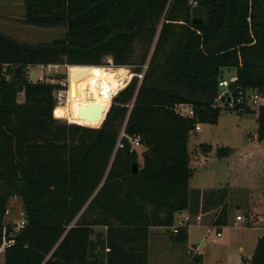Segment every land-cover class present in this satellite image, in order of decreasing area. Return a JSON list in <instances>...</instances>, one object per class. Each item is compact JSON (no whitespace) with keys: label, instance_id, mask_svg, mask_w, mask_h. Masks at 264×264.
<instances>
[{"label":"trees","instance_id":"trees-1","mask_svg":"<svg viewBox=\"0 0 264 264\" xmlns=\"http://www.w3.org/2000/svg\"><path fill=\"white\" fill-rule=\"evenodd\" d=\"M197 1L24 0L25 24L64 27L63 38L32 45L0 31V264H97L95 226L106 227L104 264H149L151 227H164L173 245L188 242L187 226L172 230L176 214L217 211L213 224H229V188H190L188 140L197 124L218 123L215 103L227 93L264 96V0ZM137 42L142 77L120 88L98 128L56 118L61 84L26 77L35 65L96 67L105 58L129 67ZM225 69L236 70V81L221 88ZM99 72L88 73L80 100L108 105ZM179 103L192 104L195 116L176 114ZM257 124L262 141L264 106ZM134 137L146 148L142 165ZM248 193V211L264 217V188ZM13 198L26 222L18 230L5 221ZM244 262L264 264V235Z\"/></svg>","mask_w":264,"mask_h":264},{"label":"rangeland","instance_id":"rangeland-1","mask_svg":"<svg viewBox=\"0 0 264 264\" xmlns=\"http://www.w3.org/2000/svg\"><path fill=\"white\" fill-rule=\"evenodd\" d=\"M28 28L14 33L19 39L17 41L40 45L59 40L64 36L62 27L52 30L34 26ZM153 49L154 47L150 49L146 65L143 67L144 70ZM144 52V46L137 42L135 44L134 65L129 67H115L110 58H105V65L96 67L35 65L29 67L26 71V77L33 82L46 81L61 84L62 89L56 92L58 102L56 118L71 123L69 103H91L88 99L87 101L80 100L82 98V95L80 96L81 91L87 84L86 77L88 78V73L93 74L94 71L100 70L97 77L101 85L109 90L110 107L120 88L128 85L136 75L141 78L142 75L135 73V69L138 67L137 63L140 62ZM85 68H88V70H85ZM8 76L10 78V75ZM235 76V69H225L223 71L224 79L231 80ZM253 96L254 92H248L247 101L251 107V112H229L223 109L220 112L217 124L200 123L201 131L198 132L193 128L190 132L188 150L190 167L193 172L190 179V188L192 190L208 191L227 187L230 191V222L227 226L221 227L223 234L221 238L216 239V227L209 226L210 217L203 218L201 222H193L190 226V244L195 245L197 248L195 255L199 253L204 255L205 264H222L224 257L233 254L229 251L230 242L232 239L239 238L245 232L241 230V227L246 226V221H236V216L241 215L244 217L246 211L249 193L248 189H243L248 185L250 186L252 181L258 186H264V140H259L258 112L256 107L252 105ZM19 101H24L23 95L20 96ZM223 149H228L229 154L225 158H219L218 151ZM136 151L141 154L140 147H137ZM138 162L142 165L140 160ZM234 185L241 187V189L230 188ZM22 213V200L20 198L11 199L5 216L6 223L17 225L23 219ZM212 215L213 213L210 214L211 217ZM180 219L181 216L178 217V220ZM257 234L254 233V237ZM246 254L251 255L249 250ZM183 264H192V259H188Z\"/></svg>","mask_w":264,"mask_h":264},{"label":"crops","instance_id":"crops-1","mask_svg":"<svg viewBox=\"0 0 264 264\" xmlns=\"http://www.w3.org/2000/svg\"><path fill=\"white\" fill-rule=\"evenodd\" d=\"M24 19H25L24 0H0V31L4 32L5 34L11 36L16 40H19L14 35V33L29 29L28 27H32L25 24ZM56 28L59 27L42 28V29L52 30ZM61 29H63L65 34L64 27H62ZM32 45H36V44H32ZM110 100H109V104H110ZM139 147L141 148V154H139L138 152L137 153L139 155V160L141 161V164H143L142 153L146 150V148L142 145ZM231 187L232 189L233 188L241 189V187L235 185L230 186V188ZM250 187L264 188V186H258L255 184L254 181H252V183H250V186L248 185L243 190H246ZM211 213H213L212 217L210 216ZM187 214H190L189 210L176 214L174 226H177L179 222L182 220V218ZM196 215H201L202 220L205 217H210L209 226H212L214 225L213 223L215 217L217 216V211H211L209 213H198ZM179 216H181L180 220H178ZM237 216H241V215H237ZM243 218L245 219L241 221L242 222L246 221L245 222L246 226H242L241 230L245 232L242 233L239 238L232 239L229 245L230 248L229 251L233 252V254L224 257L222 259L223 261L222 264H245L244 260L245 259L250 260L252 258L258 240L264 235V217L259 218L251 214L248 211L246 205V211ZM190 226L191 225L187 226L188 235H189L188 242L183 247L181 246L179 247L171 243V241L169 240V235L167 233V230L164 227H151L150 238H149V264H183L184 262L186 263L188 259L193 260L197 248L195 247V245L190 244V239H191ZM93 230H94V234L91 237V241H93L94 244L101 246L102 249L101 250L96 249L95 256L93 253H91L93 259V260L91 259L92 260L91 262H94V260H96L97 264H104L105 255L107 252L103 247L105 241L106 227L95 226ZM254 233H258V234L254 237ZM248 250L251 253L250 256L246 254L248 253ZM197 255L199 256V258H201V264H205L206 259L203 257L204 255L202 253H199Z\"/></svg>","mask_w":264,"mask_h":264},{"label":"built area","instance_id":"built-area-1","mask_svg":"<svg viewBox=\"0 0 264 264\" xmlns=\"http://www.w3.org/2000/svg\"><path fill=\"white\" fill-rule=\"evenodd\" d=\"M189 5L192 7H196L198 5V1L197 0H189ZM140 77H142V76H140ZM235 81H236V77L231 78V80H227V79L222 78L219 82V87L228 88V86ZM247 99L248 98L243 97V95L236 98L235 96H233V94L227 93L224 96L223 100H219L215 103V106L217 108H221V109L227 110L229 112H233V111L245 112L248 109L251 110V107H250ZM252 105L254 107H256L257 112H258L259 108L261 106H264V96L261 93L255 91L254 96L252 98ZM173 110L175 111L176 114H178L179 116H181L183 118L191 119L195 116L194 107L192 104H189V103L176 104L173 107ZM195 130L198 132L201 131L199 124L196 125ZM123 136H124V134L122 133L121 137L117 143V149L118 148L121 149L124 147V143L122 141ZM129 140H130V143H131L133 148L136 149L137 147L141 146L139 138L134 137V138H129ZM21 215H22L23 219L20 223H18L16 225V230L25 226L26 222H25L24 214L22 213ZM243 219L244 218L242 216L236 217L237 221H241ZM201 221H202L201 215L187 214L182 218V220L179 222V224L177 226L173 227L172 230L176 234V233H178L179 228L189 226L193 222H201ZM213 226H215V225H213ZM215 227H216V239H219L223 235L222 234V228L217 227V226H215ZM10 244L11 243H7V246H10Z\"/></svg>","mask_w":264,"mask_h":264},{"label":"water","instance_id":"water-1","mask_svg":"<svg viewBox=\"0 0 264 264\" xmlns=\"http://www.w3.org/2000/svg\"><path fill=\"white\" fill-rule=\"evenodd\" d=\"M192 23L194 25H201L203 23V19L202 18H193L192 19ZM109 108L106 109V107L103 104L97 103V102H92V103H89V104H80V106H79V108L77 110V115H78V117L80 119H84V118H87V117L91 118V117H96V116L103 115V112L106 110L104 115H103L102 121H101V123H103ZM98 127H94V128H98ZM138 168H139L138 163H134L133 164L134 172H136L138 170ZM193 260H194V262H198L199 261V256L195 255Z\"/></svg>","mask_w":264,"mask_h":264},{"label":"bare ground","instance_id":"bare-ground-1","mask_svg":"<svg viewBox=\"0 0 264 264\" xmlns=\"http://www.w3.org/2000/svg\"><path fill=\"white\" fill-rule=\"evenodd\" d=\"M97 103L103 104L106 107V109H108V107H109V104L107 105L103 102H97ZM80 104H87V103H85V102H70L69 103L68 108H69V112L71 114V120L70 121L75 122V123H80L81 125H84V126L98 127L101 124L103 115H104L106 110L103 112V115H101V116H96V117H91V118L87 117L84 119H80L77 115V110H78Z\"/></svg>","mask_w":264,"mask_h":264}]
</instances>
